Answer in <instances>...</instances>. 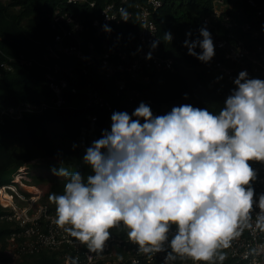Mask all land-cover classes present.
I'll list each match as a JSON object with an SVG mask.
<instances>
[{"label":"clouds","instance_id":"obj_1","mask_svg":"<svg viewBox=\"0 0 264 264\" xmlns=\"http://www.w3.org/2000/svg\"><path fill=\"white\" fill-rule=\"evenodd\" d=\"M158 1L160 5L151 11L155 27L154 15L163 3ZM224 6L223 0H216L196 30L201 39L184 42L187 54L202 63L210 62L218 50L224 55L210 34L219 37L211 18L218 19ZM135 12L137 29L128 31V36H136L133 50L140 30ZM122 16L126 22L127 13ZM228 17L223 14L225 21L221 22L227 40L231 33ZM205 20L210 32L202 28L207 25ZM58 23L52 21L51 26L61 32ZM248 28L246 24L243 30ZM257 35L261 34L255 30L253 36ZM172 36L165 33L163 38L171 42ZM158 38L156 27L149 42L155 55L152 44ZM230 39L242 41L234 35ZM197 47L200 53L195 51ZM217 61L225 63L216 60L209 66L218 70ZM152 70L156 69L149 73ZM159 70H173V62L171 69ZM233 83L235 89L219 113L184 104L153 116L146 105L151 101L140 94L141 98L134 99L141 104L131 115L114 112L110 131L102 132L85 151L83 163L91 169L90 175L84 177L63 166L53 169V174L65 181L62 194L49 197L55 205L56 224L93 251L103 250L110 229L123 226L129 240L145 254L162 251L170 227L175 225L165 264L175 258L172 253L202 264L212 262L216 250L227 248L237 227L250 217L254 196L250 184L255 172L249 161L264 162V80L249 79L246 71H241ZM21 167L27 172L26 166ZM258 207L264 210V195ZM258 220L264 223V215H258ZM66 264H78V258H69Z\"/></svg>","mask_w":264,"mask_h":264},{"label":"trees","instance_id":"obj_2","mask_svg":"<svg viewBox=\"0 0 264 264\" xmlns=\"http://www.w3.org/2000/svg\"><path fill=\"white\" fill-rule=\"evenodd\" d=\"M120 1L67 3L66 0H0V111L20 102L50 104L53 92L45 77L44 64L56 61L48 54L54 35L59 32L51 24L59 14L68 12L82 25L78 39L86 50L85 44L88 42L93 45L95 52L102 51L103 44H107L110 48L120 47L129 56H133L132 42L136 36H128L129 30L135 32L137 29L133 5L147 0H127L122 3L123 12H133L125 23L112 22L110 25L102 22L99 29L92 26L93 19L100 17L101 9L108 4H114L116 9ZM215 1L162 0V5L154 15L159 38L152 44V49L157 55L170 57L173 70H152L148 82L127 81L125 89L118 90L114 78L107 79L103 72L95 73L85 62L60 54L57 58L60 63L74 66L71 76L60 74L68 81V86L62 92L65 100L63 106L27 112L20 119L0 114V185L9 183L16 169L21 166L29 167L27 173L31 175L32 172L37 177L33 167L46 162L71 165L74 171H79L84 177L90 175L91 169L83 163L85 151L93 141L101 138L102 132L110 131L114 112H127L131 115L141 104L132 99V90L151 101L150 104L143 102L151 111L157 110L163 115L173 107L184 104L219 113L226 98L235 89L233 81L241 71H246L249 79L261 80L262 70L253 71L252 65L245 58L231 62L218 50L213 59L205 64L187 54V48L183 46L185 40L191 43L201 39L196 30L202 25V18L212 12ZM254 1L259 5L261 0ZM223 2V14L229 16V31L235 37L251 50L257 44L264 43V16L257 14V6L251 5L248 0ZM56 10H59V14L55 15ZM223 14L218 19L211 18V21L216 24L217 34L225 37L226 27L221 24ZM59 22L56 27L68 28L73 25L65 18ZM246 24L249 28L243 30ZM255 30L261 35L253 36ZM165 33L173 35L171 42L164 40ZM188 33L191 35H186ZM67 40L70 43L76 42L71 38ZM195 51L200 53L199 47ZM20 55L24 60H31V63H21L18 60ZM47 55L49 61L44 60ZM216 60H225V64L234 67L233 78L209 66ZM5 61L13 67L11 70L1 65ZM89 88L96 89L110 103V109L106 106H88L86 92ZM87 114H95L96 119H87ZM43 180L36 184L40 189L38 202L46 204L47 215H55V205L49 197L52 193L62 194L65 181L56 177ZM21 191L26 198L31 195L26 190ZM24 203L27 204V201ZM18 204L25 205L23 201H18ZM2 209L0 207V215L4 212ZM45 219L42 216L38 220L41 226ZM15 225V221L0 219V264H61L57 253L47 249L19 256L9 253L8 239L12 232L19 229ZM21 241L22 238H17L16 243L19 245Z\"/></svg>","mask_w":264,"mask_h":264},{"label":"built area","instance_id":"obj_3","mask_svg":"<svg viewBox=\"0 0 264 264\" xmlns=\"http://www.w3.org/2000/svg\"><path fill=\"white\" fill-rule=\"evenodd\" d=\"M86 0H66L67 3H82ZM121 3L114 9V4L106 5L100 11V17L93 20L92 24L99 29L101 23H124L122 3L127 0H121ZM248 2L257 6V14L264 15V0L257 5L256 1L248 0ZM92 4V2H91ZM160 5L158 0H147L145 4L135 3L134 10H137V17L140 30L137 38V47H135L134 55L129 56L120 47L110 48L107 44H103V50L95 52L93 45L88 42L87 50L82 47L81 41L78 39V31L82 30V25L68 12L59 14L56 10L54 22L65 18L67 22H72L71 27H60L61 32L55 34L53 45L49 56L56 59L53 63H45V77L48 81L49 88L53 92L50 98V104L42 102L40 104L30 102H20L16 105L6 107L0 111V114H8L14 118L20 119L27 112L41 111L47 107L60 108L65 103L63 98V89L68 86V81L60 74H73V66L60 63L57 58L60 54L68 56L72 59L85 62L95 73H104L107 79H113L117 83V89L123 90L127 86V81L148 82L150 80L149 70L151 69H171L172 61L169 58H162L155 55L149 47V42L155 37L156 27L151 19V11ZM133 12H127V20L132 17ZM126 20V21H127ZM207 25L202 28L210 30L208 20ZM113 22V23H112ZM60 23H58L59 25ZM225 24V23H224ZM54 26V24H52ZM210 32V31H209ZM132 32H129L131 35ZM213 43L216 48L221 49L224 57L228 61L245 58L252 65L253 71L262 70L261 74L264 80V43L257 44L253 50L249 49L242 41H229L222 36H217L210 32ZM227 37L233 38V34H227ZM67 38L76 40L75 43L68 42ZM229 38V39H230ZM48 55L44 56V60L49 61ZM17 59V58H16ZM10 60V59H9ZM21 63H31L20 55L18 59ZM6 69H11L9 64H1ZM215 66L229 78L233 77L234 67H231L221 61H217ZM84 70V69H83ZM74 91V88L71 89ZM134 98L141 96L134 92ZM87 105L106 106L110 109L111 105L106 101L94 88H89L86 92ZM149 102V101H147ZM153 116L162 115L157 111L152 112ZM87 119L94 121L95 114H87ZM2 120V119H0ZM250 167L255 172V179L251 182L250 187L254 190L253 205L249 219L243 221L236 229L235 235L229 242L227 248L220 247L216 250L212 262H203V264H264V223L258 220V215H264V210L258 207L261 195H264V162L249 161ZM21 171H25L23 167L18 169L15 175H20ZM0 185V199L3 195H7L9 201L5 203L0 201V207L4 211L0 215V219L15 221L19 229L12 232L8 239V252L19 256L20 254H32L42 249L56 252L61 264H66L69 258H78V264H165V258L171 253L170 243L176 233V226L170 227L168 238L162 245V251L155 254H145L139 251L137 245L130 241L127 231L120 226L110 229V238L105 242L103 250H90L86 244H82L65 233L57 224L55 215H47L46 204L38 202L40 192L36 199L31 200L33 194L28 198L16 189V183L20 187H26L17 180ZM20 179V178H19ZM24 190V189H23ZM39 191V190H38ZM18 201L26 202L25 205H19ZM45 216L42 226L38 220ZM15 225V226H16ZM17 238H22L21 244H17ZM20 246V247H19ZM175 257L168 264H202L196 262L187 256H181L172 253ZM220 257H223L221 260Z\"/></svg>","mask_w":264,"mask_h":264},{"label":"rangeland","instance_id":"obj_4","mask_svg":"<svg viewBox=\"0 0 264 264\" xmlns=\"http://www.w3.org/2000/svg\"><path fill=\"white\" fill-rule=\"evenodd\" d=\"M60 166L68 167L70 170L74 171V168L71 165H64V164H60L57 162H46L43 165L33 167L32 170L36 171L37 177L32 175V172L30 169H29V172H31V175L29 173H27L26 170L21 171L20 175H15V178L13 181L16 182L18 180L20 182V184L26 186V187H23V186L18 187V186H20L18 184V186L16 185V187H17L16 189H18L19 191H20V188H21V190L24 189V190L30 192L31 194H33V197L31 198V200L36 199L38 197V195H40V194H38L40 192V189L38 187H36V184L38 181H40L41 179L42 180L43 179L49 180V179H52L55 177L57 179L63 180V178H58L56 175L53 174V169H58ZM27 168H29V167H27ZM37 188L39 191L37 190ZM0 201L3 202L2 199H0ZM3 203H5V202H3ZM23 204H26V203L23 202Z\"/></svg>","mask_w":264,"mask_h":264},{"label":"bare ground","instance_id":"obj_5","mask_svg":"<svg viewBox=\"0 0 264 264\" xmlns=\"http://www.w3.org/2000/svg\"><path fill=\"white\" fill-rule=\"evenodd\" d=\"M2 201H3V202H5V201H9L8 196H7V195H3V196H2Z\"/></svg>","mask_w":264,"mask_h":264}]
</instances>
